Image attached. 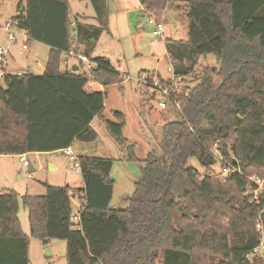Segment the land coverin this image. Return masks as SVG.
Listing matches in <instances>:
<instances>
[{"label": "trees", "instance_id": "1", "mask_svg": "<svg viewBox=\"0 0 264 264\" xmlns=\"http://www.w3.org/2000/svg\"><path fill=\"white\" fill-rule=\"evenodd\" d=\"M25 1L24 12L13 19L28 33L30 46L39 43L50 53L42 74L7 75L5 86L0 84V156L93 143L98 135L91 125L99 117L136 161L124 137L125 117H103L105 90L89 92L85 75L61 70L64 53L79 49L89 56L108 32L109 0H87L99 25L76 18L75 28L68 0ZM139 1L157 22L170 4L185 11L188 40L165 44L176 77H193L208 56L218 67L201 68L179 119L164 125L162 154L148 153L126 209L112 207L115 160L109 158H78L81 189L47 184L44 196L0 194V264H31V239L65 241L67 264H264L245 259L260 241L258 210L242 193L246 180L202 175L189 166L191 159L203 165L210 147L221 141L223 153L228 156L230 147L246 175L264 178V0ZM94 61L105 89L124 82L105 59ZM76 193L83 194L78 225L72 222ZM20 200L29 212L30 236L19 219Z\"/></svg>", "mask_w": 264, "mask_h": 264}, {"label": "rangeland", "instance_id": "2", "mask_svg": "<svg viewBox=\"0 0 264 264\" xmlns=\"http://www.w3.org/2000/svg\"><path fill=\"white\" fill-rule=\"evenodd\" d=\"M21 2L22 8L26 5L25 0H0V27L4 29L9 19L20 16ZM68 2L73 19L86 20L84 22L89 26L98 27L95 10L89 1L68 0ZM109 10V30L102 32L95 41L89 56L93 60H110L111 66L121 73L123 78L128 75L124 82L106 87L104 118L119 122L116 118L118 112L125 117L124 137L128 140V144L134 146L137 160H129L128 152L113 139L104 120L100 118L94 121L92 127L98 135L97 141L90 144L76 142L73 153L77 158L98 157L115 160L111 173V179L115 182L112 207L123 210L128 207L126 199L132 196L135 183L141 178L143 162L148 153L155 151L158 156L162 154L159 142L164 125L179 119V115L171 111L160 110L159 93L151 87L143 88L140 84V75L145 72H154L160 78L170 79L173 71L165 44L168 40L187 41L189 31L185 11L179 10L178 5L170 4L163 12L160 19L164 23L162 38L154 35L155 28L150 23L153 15L142 9L139 0H109ZM6 42L8 44V35L0 28V47H3ZM35 46H37L36 43L32 45V47ZM39 49L37 54L32 51L30 54L19 55V47L14 46L11 52L16 60L12 61V58L9 60V68L16 66L17 71L25 63L31 65L29 71L42 74L47 62V47L43 45L39 46ZM81 49L83 50V47ZM63 59L64 56H62L61 70L66 71ZM71 65L77 66L78 62L72 60ZM218 65L214 56H208L206 62L204 59L201 60L198 72L185 80V86L195 87L199 83L198 75L203 72L202 67H218ZM218 82L219 79L216 78V83ZM27 157L35 169L31 173V178L28 177L30 168L25 167L20 158L0 159V194H3L5 188H9L14 189L20 197L44 196L47 184L55 187L69 186L71 189L83 187L82 174L74 169V163L69 157L62 154L52 156L29 154ZM50 161L58 163L61 172H52ZM189 166L202 175L217 173L221 170L218 162L205 167L196 159H191ZM72 207L76 213V202H72ZM19 213L23 229L30 236L29 212L21 200ZM30 250L31 264H67V243L65 241L58 240L44 244L31 239Z\"/></svg>", "mask_w": 264, "mask_h": 264}, {"label": "built area", "instance_id": "3", "mask_svg": "<svg viewBox=\"0 0 264 264\" xmlns=\"http://www.w3.org/2000/svg\"><path fill=\"white\" fill-rule=\"evenodd\" d=\"M150 23L155 28L154 35L157 38H162L164 36V23L157 22L154 18L150 19ZM75 27L76 24L74 23L73 28ZM4 31L8 35V45L6 47H0V84L3 86H5L7 75L21 76L23 73L27 72H9V60L13 57L11 52L12 48L18 46L19 55L29 54L31 51L30 37L26 31L21 29L17 20L13 18L9 19L5 23ZM72 60L77 61L78 65L70 66ZM37 63L39 64V62ZM63 63L66 66V70L74 72L73 68L76 67L77 71L74 73L83 74L87 77L89 81L87 89L89 92L96 90L95 87H98V89L102 91L105 90V86L100 84L95 77V71L99 68V64L89 56L85 55L81 50L72 49L69 52L64 53ZM126 76L128 77V75ZM126 76H124V79L127 78ZM158 77L159 76L154 72L145 73L140 75V84H142L143 87H151L156 90V93H159L160 100H158V106L161 111H171L177 115H181L183 99L187 97L190 89V87L185 86V80L187 78L176 77L174 73L170 79L159 77L166 81H161ZM222 149L223 145L221 141H217L210 147V158L213 160V164L216 162L220 163L221 170L217 173L208 175L223 179L240 176L246 180L247 185L244 194L248 198L249 204L258 210L256 232L259 235L260 241L259 244L245 256V259L250 262L257 258L264 260V178L256 175H246L242 170L240 162L232 154L230 147H228V156L223 153ZM63 153L74 163V169L80 172V164L73 151L71 149H66ZM20 161L25 167L32 168L26 154L20 156ZM28 177L31 178L32 174L29 173ZM72 222L76 225L80 223V212L75 213Z\"/></svg>", "mask_w": 264, "mask_h": 264}, {"label": "crops", "instance_id": "4", "mask_svg": "<svg viewBox=\"0 0 264 264\" xmlns=\"http://www.w3.org/2000/svg\"><path fill=\"white\" fill-rule=\"evenodd\" d=\"M140 2V1H139ZM142 6V5H141ZM24 7H25V5H24ZM142 9L144 10V8L142 7ZM70 13H71V10H70ZM18 17V16H17ZM71 19L73 20V23L76 21V18L75 19H73L72 17H71ZM77 21H79L80 23H83V24H87V23H85L84 21H86V20H81V19H77ZM88 25V24H87ZM3 31H4V29L2 28V27H0ZM5 32V31H4ZM7 42L5 43V45L3 46V47H6L7 45ZM36 45L38 46H35V47H32L31 46V51H30V53L33 51V52H35L36 54L40 51V49H39V46H43V45H41V44H39V43H36ZM46 47V46H45ZM47 51V60H48V56H49V53H50V48H48L47 47V49H46ZM29 53V54H30ZM168 54V53H167ZM15 56V55H14ZM12 57V61H14V60H16L15 59V57ZM169 56V55H168ZM170 58V57H169ZM106 61H109V63L111 64V61L110 60H106ZM47 63V62H46ZM30 66L31 65H29V64H23V67L22 68H20L19 70L20 71H23V72H26V71H28V70H30ZM45 66H46V64H45ZM16 66H10V68H8V70H9V72L10 73H15V72H17V71H19V70H17L16 71V68H15ZM88 88V87H87ZM95 89H98V87H95ZM103 117H104V113H103ZM97 118H99V117H97ZM96 118V119H97ZM95 119V120H96ZM101 119V118H100ZM94 120V121H95ZM94 121H93V123H94ZM93 123H92V127H93ZM76 143V142H75ZM75 143L73 144V146L70 148L72 151H73V148H74V145H75ZM32 154H34L35 156H40V155H42V154H39V153H32ZM46 156H52V155H56V154H62V155H64V153H63V151H59V152H54V153H44ZM26 155H29V154H26ZM5 159V158H13V159H19L20 158V156H18V155H8V156H6V155H3V156H0V159ZM50 163V167L52 168V172H61V167L59 166V164L58 163H56L55 161H50L49 162ZM33 168V167H32ZM31 169V168H30ZM34 171H35V169H34ZM83 187H84V183H83ZM82 187V188H83ZM76 189H81V188H76ZM6 190H14V189H9V188H5L4 190H3V193L6 191ZM83 194H78V193H76V195L74 196V198H72V202L74 201V202H76V206H77V211H76V213L79 211V209H80V207H81V201H80V197L82 196ZM114 197V196H113ZM73 208V207H72ZM73 212L75 213V211H74V208H73ZM19 219H20V213H19ZM20 222H21V219H20ZM21 226H22V222H21ZM22 229H23V226H22ZM23 232L26 234V232H25V230L23 229ZM30 234H31V232H30ZM26 235H28V234H26ZM29 236V235H28ZM51 243V242H50ZM30 260H31V250H30Z\"/></svg>", "mask_w": 264, "mask_h": 264}, {"label": "water", "instance_id": "5", "mask_svg": "<svg viewBox=\"0 0 264 264\" xmlns=\"http://www.w3.org/2000/svg\"><path fill=\"white\" fill-rule=\"evenodd\" d=\"M24 10H25V7H22V8H21V13H23ZM107 62H109V61H107ZM73 71L76 72V71H77V68L74 67ZM203 165H204L205 167H210V166H212V165H213V161H212V159L209 158V157L205 158L204 161H203ZM51 170H52V168H51ZM32 172H34V169H33V168L30 169V173H32ZM244 192H245V188L242 189V193H244Z\"/></svg>", "mask_w": 264, "mask_h": 264}]
</instances>
